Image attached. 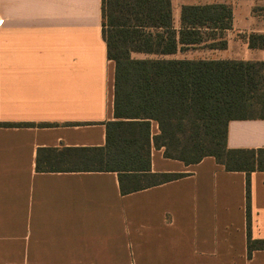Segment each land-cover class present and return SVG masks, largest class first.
<instances>
[{
	"label": "crops",
	"instance_id": "0c3cea01",
	"mask_svg": "<svg viewBox=\"0 0 264 264\" xmlns=\"http://www.w3.org/2000/svg\"><path fill=\"white\" fill-rule=\"evenodd\" d=\"M199 3L171 1L174 29ZM229 4L227 48L210 59L264 61L239 38L264 34V1ZM114 73L101 0H0V124H33L0 127V264H264V172L249 176L248 228L246 174L211 157L185 166L152 148L151 172L183 177L127 195L113 172L36 168L105 145ZM226 142L264 149V120L229 122Z\"/></svg>",
	"mask_w": 264,
	"mask_h": 264
},
{
	"label": "trees",
	"instance_id": "16d2710c",
	"mask_svg": "<svg viewBox=\"0 0 264 264\" xmlns=\"http://www.w3.org/2000/svg\"><path fill=\"white\" fill-rule=\"evenodd\" d=\"M171 1L101 0L102 36L115 66L114 120L105 124V145L63 148L50 163L55 168L39 160L36 168L113 172L121 194L127 195L183 177L151 172L152 148L185 166L211 157L227 172L246 174L249 228V176L264 172V149H229L227 125L234 120H264V61L170 58L194 47L225 50V32L232 26L229 0H197L199 4L181 7L176 30ZM253 12L264 16V6ZM239 38L249 49L264 51V34ZM153 122L158 127L155 135ZM251 247L249 240V253Z\"/></svg>",
	"mask_w": 264,
	"mask_h": 264
},
{
	"label": "rangeland",
	"instance_id": "374dc122",
	"mask_svg": "<svg viewBox=\"0 0 264 264\" xmlns=\"http://www.w3.org/2000/svg\"><path fill=\"white\" fill-rule=\"evenodd\" d=\"M215 55H219V54H215V52H211L210 50H207L204 48L194 47L184 54L179 53L178 55H176V57L177 58H207V59H210V58H214Z\"/></svg>",
	"mask_w": 264,
	"mask_h": 264
}]
</instances>
